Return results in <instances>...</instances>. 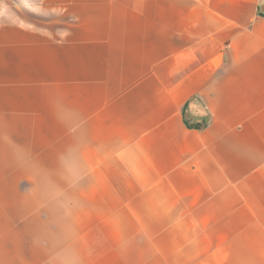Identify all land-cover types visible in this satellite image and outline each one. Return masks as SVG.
Masks as SVG:
<instances>
[{"label": "crops", "instance_id": "obj_1", "mask_svg": "<svg viewBox=\"0 0 264 264\" xmlns=\"http://www.w3.org/2000/svg\"><path fill=\"white\" fill-rule=\"evenodd\" d=\"M0 264H264V0H0Z\"/></svg>", "mask_w": 264, "mask_h": 264}]
</instances>
